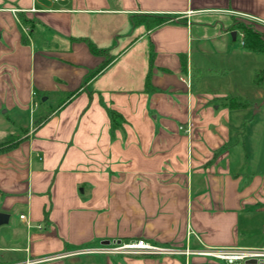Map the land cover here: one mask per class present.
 Returning a JSON list of instances; mask_svg holds the SVG:
<instances>
[{
    "label": "crops",
    "instance_id": "crops-1",
    "mask_svg": "<svg viewBox=\"0 0 264 264\" xmlns=\"http://www.w3.org/2000/svg\"><path fill=\"white\" fill-rule=\"evenodd\" d=\"M0 9V109L44 103L0 151V212L10 215L0 264H228L77 254L138 239L181 251L264 249V175L237 166L225 143L229 97L202 92L193 56L264 73V53L243 48V30L231 35L237 20L264 40V0H0ZM144 15L172 21L132 23ZM256 88L264 99V84ZM108 109L122 126L112 129Z\"/></svg>",
    "mask_w": 264,
    "mask_h": 264
},
{
    "label": "rangeland",
    "instance_id": "rangeland-1",
    "mask_svg": "<svg viewBox=\"0 0 264 264\" xmlns=\"http://www.w3.org/2000/svg\"><path fill=\"white\" fill-rule=\"evenodd\" d=\"M234 20V27L241 28L245 25L243 22ZM239 46V43L236 42ZM194 79L196 85L200 87L202 92L206 93H225L231 98H241L242 101L249 103L250 106L244 109H233L230 111V121L227 123L230 135L225 143L229 149L234 150L233 157L241 159L236 162L243 173H258L264 175V99H257V85L253 82L254 77H250L248 73L238 74L237 69L233 72L229 69L231 60L227 58H216L214 56L200 57L194 53ZM200 57V58H199ZM202 64V65H201ZM200 67V68H198ZM227 68V71L224 69ZM39 105L31 109L20 110L19 114H15L16 110L11 107H2L0 109V142H7L13 137L18 139L25 134V130L34 125V120L43 109V102L38 100ZM222 103H224L222 101ZM258 104L257 109H253L252 105ZM219 105L216 103L217 107ZM48 109L52 106L46 105ZM33 111V112H31ZM17 115V116H16ZM16 116V117H15ZM234 153H236L234 155ZM192 155V150L190 151ZM250 156V158H248ZM239 157V158H238ZM12 219L10 225H14ZM3 231V230H2ZM2 235L0 232V239ZM102 246L101 244L98 245Z\"/></svg>",
    "mask_w": 264,
    "mask_h": 264
},
{
    "label": "built area",
    "instance_id": "built-area-1",
    "mask_svg": "<svg viewBox=\"0 0 264 264\" xmlns=\"http://www.w3.org/2000/svg\"><path fill=\"white\" fill-rule=\"evenodd\" d=\"M59 1V0H53ZM1 10V9H0ZM243 39L244 32L239 34ZM243 44V42H242ZM181 129H185L181 127ZM189 129V128H188ZM186 130V132L188 131ZM22 221H26V216H20ZM90 254L98 253L105 255H176V254H195L210 257L216 260L224 261L228 264L244 263L247 260L255 259L259 260L264 258V249H238V248H202L199 250H193L186 247L184 251L169 246H161L152 244L144 239L132 240V241H114L108 245H102L97 248L83 249L77 252V254Z\"/></svg>",
    "mask_w": 264,
    "mask_h": 264
},
{
    "label": "trees",
    "instance_id": "trees-1",
    "mask_svg": "<svg viewBox=\"0 0 264 264\" xmlns=\"http://www.w3.org/2000/svg\"><path fill=\"white\" fill-rule=\"evenodd\" d=\"M169 21H172V18L170 16H153V15H144V16H134L132 17V23L138 24L139 22H145L147 25V28L152 30L157 27H160ZM238 23V22H237ZM236 24V23H235ZM239 24V23H238ZM240 25V24H239ZM241 29L244 32V37L242 39L243 42V48L248 51L252 52H258V53H264V40L262 37L253 31L251 27L248 25H242L241 28L238 26L234 27L232 26L231 30H237ZM92 52L95 54H103L105 51L97 49L95 46L91 45ZM110 61H106L99 69L98 71H101L104 69ZM150 76L151 73H149L148 78H147V83H146V89L151 90V85H150ZM255 83L257 86L263 85L264 84V73L260 72L256 75L255 77ZM225 101L227 103V106L230 109H244L248 108L250 106L249 103H246L241 100V98H225ZM108 114L111 120V126L112 129H116L125 122L123 116L118 113L115 110L108 109ZM18 139L12 138L7 142H0V151L7 150L11 147H14L17 144Z\"/></svg>",
    "mask_w": 264,
    "mask_h": 264
},
{
    "label": "water",
    "instance_id": "water-1",
    "mask_svg": "<svg viewBox=\"0 0 264 264\" xmlns=\"http://www.w3.org/2000/svg\"><path fill=\"white\" fill-rule=\"evenodd\" d=\"M236 34H237V31H233L231 33L233 39H235ZM9 219H10L9 214L0 212V226L7 224L9 222ZM109 243H110L109 241L105 242L106 245H108ZM255 263H257L255 259H250L246 261V264H255Z\"/></svg>",
    "mask_w": 264,
    "mask_h": 264
},
{
    "label": "flooded vegetation",
    "instance_id": "flooded-vegetation-1",
    "mask_svg": "<svg viewBox=\"0 0 264 264\" xmlns=\"http://www.w3.org/2000/svg\"><path fill=\"white\" fill-rule=\"evenodd\" d=\"M234 31H237V30H234Z\"/></svg>",
    "mask_w": 264,
    "mask_h": 264
}]
</instances>
